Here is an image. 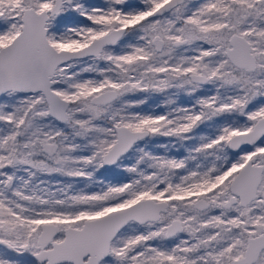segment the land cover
<instances>
[{
	"label": "snow or ice",
	"instance_id": "snow-or-ice-1",
	"mask_svg": "<svg viewBox=\"0 0 264 264\" xmlns=\"http://www.w3.org/2000/svg\"><path fill=\"white\" fill-rule=\"evenodd\" d=\"M0 264H264V0H0Z\"/></svg>",
	"mask_w": 264,
	"mask_h": 264
},
{
	"label": "rangeland",
	"instance_id": "rangeland-1",
	"mask_svg": "<svg viewBox=\"0 0 264 264\" xmlns=\"http://www.w3.org/2000/svg\"><path fill=\"white\" fill-rule=\"evenodd\" d=\"M184 102H186V101H184ZM153 100H149V105H153ZM143 110L144 111H147V110H149V108H148V106H144V108H143ZM157 112L158 111H161L162 109H155ZM163 142V141H162ZM98 179H105V177L104 176H98ZM120 179H123V177H121ZM109 181H111V182H116V179H114L113 177H111V176H109L107 179H105V182L107 183V182H109ZM76 183L78 184V186L79 187H81V188H83L84 186H85V182L84 181H82V180H78V181H76ZM96 190H99V187L97 186L96 187Z\"/></svg>",
	"mask_w": 264,
	"mask_h": 264
},
{
	"label": "trees",
	"instance_id": "trees-1",
	"mask_svg": "<svg viewBox=\"0 0 264 264\" xmlns=\"http://www.w3.org/2000/svg\"><path fill=\"white\" fill-rule=\"evenodd\" d=\"M161 140L163 141V138H161Z\"/></svg>",
	"mask_w": 264,
	"mask_h": 264
}]
</instances>
